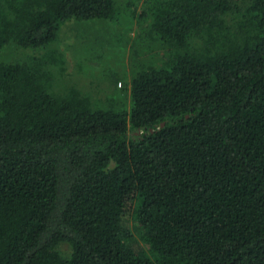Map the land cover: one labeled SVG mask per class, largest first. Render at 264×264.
<instances>
[{
	"label": "trees",
	"instance_id": "16d2710c",
	"mask_svg": "<svg viewBox=\"0 0 264 264\" xmlns=\"http://www.w3.org/2000/svg\"><path fill=\"white\" fill-rule=\"evenodd\" d=\"M120 1L0 0V51ZM145 3L165 46L127 103L0 60V264H264V0Z\"/></svg>",
	"mask_w": 264,
	"mask_h": 264
},
{
	"label": "rangeland",
	"instance_id": "374dc122",
	"mask_svg": "<svg viewBox=\"0 0 264 264\" xmlns=\"http://www.w3.org/2000/svg\"><path fill=\"white\" fill-rule=\"evenodd\" d=\"M126 1L130 0H122L120 5ZM133 1L137 5L132 7V17L119 15L115 21L70 19L49 49H23L11 43L0 51V60L29 62L34 57H47L53 89L63 92L75 87L92 101H103L111 92L119 93L128 86L134 67L155 62L156 53L165 46L151 39L154 34L149 33L148 18L139 19L147 0ZM51 52L56 61L48 56ZM120 96L128 102V93L121 91Z\"/></svg>",
	"mask_w": 264,
	"mask_h": 264
}]
</instances>
